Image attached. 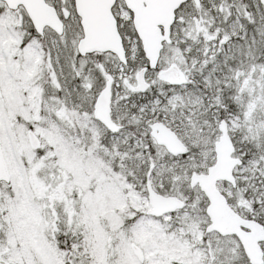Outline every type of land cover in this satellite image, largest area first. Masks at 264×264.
<instances>
[{"label":"snow or ice","instance_id":"6c2138e0","mask_svg":"<svg viewBox=\"0 0 264 264\" xmlns=\"http://www.w3.org/2000/svg\"><path fill=\"white\" fill-rule=\"evenodd\" d=\"M0 264H264V0H0Z\"/></svg>","mask_w":264,"mask_h":264}]
</instances>
